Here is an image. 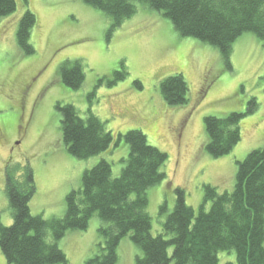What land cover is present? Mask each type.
I'll return each mask as SVG.
<instances>
[{"label":"rangeland","instance_id":"rangeland-1","mask_svg":"<svg viewBox=\"0 0 264 264\" xmlns=\"http://www.w3.org/2000/svg\"><path fill=\"white\" fill-rule=\"evenodd\" d=\"M16 3L15 13L0 18L2 225L12 222L5 193L7 172L20 178L26 165L32 169L36 191L30 212L50 220L65 214V196L79 188L85 169L101 158L111 163L114 175L124 165L128 145L123 139L113 150L87 159L70 155L60 141L56 102L74 105L81 116L90 109L113 135L138 129L149 144L168 155L162 168L166 177L147 190L153 234L161 231L173 208L175 187L183 189L185 202L198 213L203 184L218 192L232 190L235 161L264 145V41L253 33L235 40L228 67L215 47L181 36L168 19L142 7L112 28L107 15L81 0ZM26 9L36 17L30 36L35 52L29 56L15 41L17 20ZM75 59H81L84 82L72 90L60 81L58 69ZM119 68L125 72L123 78L113 75ZM176 73L188 83V101L169 106L159 82ZM251 98L257 107L239 123L241 140L224 156L209 155L203 145L207 140L203 117L244 112ZM98 226L99 219L93 216L85 230L69 231L61 239L69 264H83L93 255L100 240ZM137 254L138 247L125 236L117 247L116 264H137ZM226 261L235 262L233 251L219 254V264ZM0 264H6L1 252Z\"/></svg>","mask_w":264,"mask_h":264},{"label":"trees","instance_id":"trees-1","mask_svg":"<svg viewBox=\"0 0 264 264\" xmlns=\"http://www.w3.org/2000/svg\"><path fill=\"white\" fill-rule=\"evenodd\" d=\"M81 1L107 15L112 28L138 8L154 11L181 36L215 47L228 67L232 45L243 33L264 41V0ZM16 8V0H0V18L12 15ZM35 23V15L27 9L17 20L15 41L25 56L35 52L30 42ZM119 69L113 71L115 78L124 77ZM58 78L69 89L80 88L84 82L81 59L61 63ZM159 91L169 106L188 101V83L180 73L160 80ZM248 105L244 112L203 117L207 138L203 145L209 155L224 156L241 140L239 123L255 111V98ZM55 109L60 113V141L70 155L87 159L113 150L121 139L128 145V154L120 174H113L105 158L85 169L79 188L65 196V214L50 220L30 212L36 191L32 169L26 165L20 178L7 172L5 193L12 222L8 226L0 222V252L6 264H69L60 241L69 231L85 230L93 216L99 219L100 240L83 264H116L117 247L125 236L138 247L137 264H219L223 251L235 254V262L223 264H264V145L235 161L232 190L218 192L215 186L203 184L198 213L185 202L183 189L175 187L173 208L161 231L153 234L147 190L166 177L162 168L168 155L149 144L138 129L113 135L90 109L84 116L70 103L56 102Z\"/></svg>","mask_w":264,"mask_h":264}]
</instances>
